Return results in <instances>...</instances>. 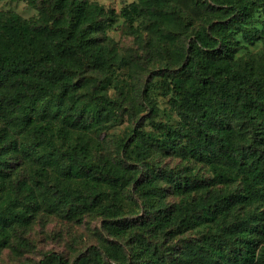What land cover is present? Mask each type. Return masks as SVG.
Listing matches in <instances>:
<instances>
[{
	"label": "trees",
	"instance_id": "obj_1",
	"mask_svg": "<svg viewBox=\"0 0 264 264\" xmlns=\"http://www.w3.org/2000/svg\"><path fill=\"white\" fill-rule=\"evenodd\" d=\"M39 1L44 8L40 23L0 11V250L9 226L24 225L29 210L37 211L40 198L52 194L73 200L74 212L105 216L101 244L90 245L73 264H91L93 257L100 264H264V255L257 254L264 235V66L255 69L252 60L236 56L243 47L240 37L250 42L264 38L255 26L258 18L264 23V0H191L209 16L198 26L191 16H177V29L191 32L192 40L186 45L180 39L176 56L153 72L181 125L162 124L160 135L132 128L147 143L134 156L128 150L132 142L123 137L115 158L92 161L85 160L92 148L78 131L89 103L67 100L85 71L109 73L110 59L93 35L116 14L84 0ZM144 8L134 0L120 13L133 25ZM153 25L159 36L174 33L163 29L166 25ZM146 99L156 113L154 101ZM64 106L65 117L77 123L74 132L69 125L52 123ZM120 106L118 99L98 94L94 113L87 114L90 124L95 118L108 120ZM29 130L36 139L29 148L43 149L36 153L39 161L86 175L93 188L81 192L58 179L48 182L44 166H36L27 178L20 173L11 188L6 176L16 161L13 155L28 151L17 131ZM167 154L183 162L159 168L158 158ZM193 162L210 175L193 172ZM126 187L137 214L143 210L138 217L123 210L118 192ZM101 188L111 190L110 201ZM171 195L178 200H170ZM37 264L68 263L50 251Z\"/></svg>",
	"mask_w": 264,
	"mask_h": 264
},
{
	"label": "rangeland",
	"instance_id": "obj_2",
	"mask_svg": "<svg viewBox=\"0 0 264 264\" xmlns=\"http://www.w3.org/2000/svg\"><path fill=\"white\" fill-rule=\"evenodd\" d=\"M89 5H100L104 9H112L116 14L115 21L105 20V24L93 36L98 44L103 45L106 55L109 57V73L96 69L89 70L79 77L75 95L70 101H75L79 106L83 102L89 103L84 109H88L84 115V126L78 131H82L84 140L87 141L91 152L86 156V161L102 158H115L118 155L116 150L117 143L125 137L129 145V152L134 156V150L141 145L147 144L145 141L137 138L131 132L132 128L153 131L160 135L159 127L167 124L172 127L181 125V120L172 106L169 94L163 95L160 89L161 78L154 75V71L161 63L176 56L177 45L180 39L186 41V45L192 40L191 32L177 29L174 20L179 16L180 20H186V16L193 17L191 23L194 26L202 24L209 14L204 12L200 6H196L191 0H135L144 5V12L133 23L128 25L120 10L124 5H128L134 0H84ZM173 7V12L170 10ZM0 11L16 12L24 19L38 21L44 20V8L39 0H0ZM262 17L260 14H256ZM156 20V22L154 21ZM160 19V20H158ZM178 23V21H176ZM160 23L166 25L165 28H171L174 33L158 34L154 30V25ZM257 26L264 34V23L260 19L255 20ZM186 34V35H185ZM241 39V47L237 53L238 58H249L255 69L260 65L264 66L262 60L264 54V38L250 42L244 38ZM160 40V42H159ZM106 93L111 98L118 99L121 102L120 108H115L108 113V120L94 119L90 124L87 114H93L95 109L93 105L98 100V94ZM147 95L154 101L157 112L153 113ZM93 108V109H92ZM67 107H63L60 115L52 119L54 127L57 125H69L71 132L76 129L77 123H71V117L66 118ZM114 112V113H112ZM105 112L101 116H105ZM160 130V131H159ZM18 133L19 142L27 146L26 150L17 152L13 155L11 170L6 178L11 188L16 187V180L21 177L27 178L34 174L35 167L44 166L48 171V178L51 182L58 179L62 184L69 185L71 188H77L81 192H88L93 188V183L88 176L74 175L65 171L50 161L43 164L36 158V153L43 151L39 146L29 148L30 144L35 143V134L32 131H20ZM55 139H58L55 136ZM98 141V147L101 150L96 151L94 143ZM153 144V141H147ZM43 146V145H41ZM150 147V146H149ZM13 152L10 153V155ZM120 156V155H119ZM159 159V168L169 169L172 166L181 164L183 161L177 155L161 156ZM43 164V165H42ZM193 172L209 176L210 172L205 166L193 162ZM83 169V168H82ZM50 190V189H48ZM101 190L106 194V201L112 199L110 191L103 188ZM122 195L123 210L128 216L138 217L143 210L133 202L130 197L129 188H123L118 192ZM40 198L37 204V211L30 209L29 218L25 219L24 225L21 222L13 223L9 226L7 233V243L0 250V264H37L45 254L54 252L62 256L68 264H73V259L79 254L85 252L90 245H100L99 236L104 234L102 221L105 219L98 211L93 213H77L70 209V203L73 200L68 198H58L56 195L48 194L45 199ZM170 200L177 201L178 197L171 195ZM111 239V237H109ZM264 255V235L257 254ZM93 257L91 264H100Z\"/></svg>",
	"mask_w": 264,
	"mask_h": 264
}]
</instances>
